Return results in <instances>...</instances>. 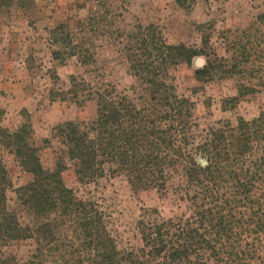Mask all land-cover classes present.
Returning <instances> with one entry per match:
<instances>
[{
  "label": "trees",
  "instance_id": "16d2710c",
  "mask_svg": "<svg viewBox=\"0 0 264 264\" xmlns=\"http://www.w3.org/2000/svg\"><path fill=\"white\" fill-rule=\"evenodd\" d=\"M258 20L263 24L264 15ZM256 38L259 43L250 42L251 48L235 42L226 58L205 36L203 46L193 48L169 44L154 24L141 27L130 59L132 72L146 83L147 105L73 75L61 89L52 88L51 100L72 101L79 108L90 104V116L61 122L42 140L26 109L19 126H0V145L30 176L16 187L0 160V264H237L244 236L264 232V200H259L264 192L253 198L264 191V111L251 121L241 118L237 126L213 128L196 145L191 142L195 104L180 96L168 77L172 68L191 65L198 56L207 58L195 71L200 84L217 71L259 74L264 52L257 50L264 47V33ZM257 92L241 84L230 100ZM45 149L55 155L54 169L43 164ZM260 149L263 154H257ZM69 168L82 183L124 175L135 193L155 190L162 197L170 192L173 172L181 173L182 182L173 189L190 213L166 217L159 208H144L138 222L143 247L121 250L107 212L66 185L63 174ZM12 192L17 209L10 204ZM256 208L260 213L247 217ZM23 213L34 215V222H24ZM14 242H32L35 250L27 258L3 251Z\"/></svg>",
  "mask_w": 264,
  "mask_h": 264
},
{
  "label": "rangeland",
  "instance_id": "374dc122",
  "mask_svg": "<svg viewBox=\"0 0 264 264\" xmlns=\"http://www.w3.org/2000/svg\"><path fill=\"white\" fill-rule=\"evenodd\" d=\"M261 15L264 0H0V126H19L26 109L36 137L42 140L51 136L57 124L90 116V104L79 108L72 101L51 100L52 88L61 89L73 75L94 87H114L140 106L147 105L146 83L134 75L130 59L141 27L154 24L169 44L193 48H201L205 36L220 57L230 58L235 42L249 48L250 42L259 43L256 37L264 33V23L260 25L258 20ZM259 50L264 52V47ZM206 60V56H198L191 65L172 68L168 77L179 95L195 104L191 142L196 145L206 141L211 129L237 126L241 118L251 121L264 111V71L256 75L217 71L213 80L200 84L195 71ZM54 70L61 81L54 78ZM241 84L254 86L258 92L232 102ZM0 160L16 187L30 180L1 145ZM42 160L46 168H55L51 149L42 152ZM181 176L173 172L170 192L162 197L155 190L135 193L124 175L82 183L74 168L63 174L66 185L78 197L94 200L107 212L121 250L143 247L138 222L144 208H159L166 217L190 213L173 189L182 182ZM262 192H255L253 198L258 199ZM10 197V204L17 209L16 194L10 193ZM254 213L259 214V209L247 217H255ZM21 217L26 223L34 222V215L23 213ZM244 238L237 264H264V232ZM34 250L32 242H14L3 251L27 258Z\"/></svg>",
  "mask_w": 264,
  "mask_h": 264
}]
</instances>
